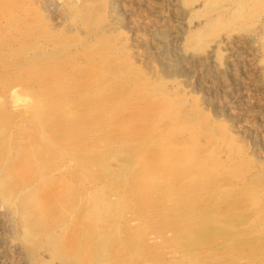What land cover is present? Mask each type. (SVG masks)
<instances>
[{"label": "rangeland", "instance_id": "1", "mask_svg": "<svg viewBox=\"0 0 264 264\" xmlns=\"http://www.w3.org/2000/svg\"><path fill=\"white\" fill-rule=\"evenodd\" d=\"M0 49V120L9 117L0 173L24 168L26 180L15 202L0 200V264H75L52 247L56 235L67 242L86 228H73L85 185L122 201L118 210L155 254L144 252L151 264H179L189 244L177 253L166 249L191 233L200 243L199 264H264V0H0ZM62 73L67 103L42 117L38 94ZM39 126L45 139L68 140L57 143L67 158L53 161L46 151V175L20 161L40 146ZM83 127L88 136L75 148L69 141ZM50 178L73 180L81 190L64 215L51 212L53 223L64 217L70 228L50 222L46 236L24 237L20 191ZM156 180L165 189L158 199L170 205L162 215L167 230L150 217L162 203L137 196L139 185ZM46 194L45 206L54 204ZM140 202L145 215L134 212ZM141 246L115 257L113 245L99 261L142 264L135 255Z\"/></svg>", "mask_w": 264, "mask_h": 264}, {"label": "bare ground", "instance_id": "2", "mask_svg": "<svg viewBox=\"0 0 264 264\" xmlns=\"http://www.w3.org/2000/svg\"><path fill=\"white\" fill-rule=\"evenodd\" d=\"M243 7H244V5H243ZM243 13H245V12H243ZM241 18H242V16H241ZM233 19H234V17H233ZM7 41L10 42V40H7ZM5 48H7V47H5ZM5 48H4V50H5ZM0 56H2V55H0ZM4 56H7V53ZM7 58H9V57H7ZM3 59L4 58H2V60ZM2 60H0V61L3 62ZM57 61H59V60H57ZM64 64H65V62H64ZM64 64L61 63L60 65H64ZM67 74L69 77L71 75V72H68ZM62 79H64V80H62ZM44 87H45V93L38 94V100L37 101L35 100L37 102L36 106H37L39 112L42 113L41 114L42 117L45 115H47V116L49 115V116L54 117L61 110L63 103H67V102H65L66 101V99H65V73L64 74L62 73L60 75V81L58 83H54L52 85H47V86L45 85ZM72 113L70 110L68 115L69 116L75 115L77 112L76 113L74 112L73 114ZM9 115H11V114H9ZM34 116L36 117L35 114H34ZM34 116H32V117L34 118ZM64 117H65V115H64ZM8 118L9 117L5 114V115H3V119L0 120V141L2 139V135L4 134L5 130L7 129ZM34 122H36V121H34ZM22 126H23V124H22ZM37 126H38V124H37ZM39 128H40V126L37 127V129L35 127L36 131H34V132L36 133V137L34 136V139L37 142H40V146L38 145V147L33 148L34 150L32 152H28V154L26 155V158H22L20 161H21V164H23V165L29 164V167H31L33 169L34 175H36V174L46 175V172H48L50 170V163L47 164V162L45 160V154L47 153L46 151L53 152V156H54L52 159L53 161H59L61 159V157H64L65 155H62L63 153L61 151H58L59 148H58L57 143L59 144V146H61L60 144H62L65 147V143H67L68 140L65 141V137H64L65 134L62 135V138L60 137L57 139H53V136H51V134H50V135H48V138L45 139L44 135H42L40 132L41 129H39ZM24 131H22V132H24ZM26 131H29V130H26ZM85 134H86V131H85L84 127L82 129H78L75 132L73 138H71L69 142L73 144V147L75 145V148H77L78 143L81 144L85 141ZM86 136H88V132H87ZM23 137H21V138H23ZM20 140H23V139H20ZM20 140H18V142H20ZM6 142H7V140H6ZM37 144H39V143H37ZM27 146L28 147H26V146H22V147H24V149L25 148L29 149L30 145H27ZM43 146H45V148H42ZM6 147H7V145H6ZM20 148L21 147H19V148L16 147V149H19V151H20ZM82 148H83V146L81 147V150H82ZM21 149H23V148H21ZM26 151H27V149H26ZM5 153H6V149L0 150V168H2V170L7 165L6 161L4 160L5 155H6ZM25 153H27V152H25ZM19 159H20V157H19ZM30 159L32 160V162H30ZM10 160L8 162H10ZM62 160H63V158H62ZM49 161L51 162V160H49ZM62 164L63 163H61V165ZM12 169H14V170H12V172H10L11 169L7 168V170L5 169L6 173L4 172L3 175L0 173V196L1 195L3 196L2 199L4 200V202L2 201V199H0V200H1V203H4V205H8V203L11 204L12 202H15L12 199L15 195L16 188L20 184H22V182L24 183L26 181L24 177L22 178V172H23L22 170L24 168L23 169L21 168L22 170H20V169H15L12 167ZM26 170H27L26 172H28L30 170V168L29 169L26 168ZM30 172H32V171H30ZM14 176H18L17 181H19V182H17V183L12 182L11 177H14ZM43 179H45V178H43ZM48 179H49V177H48ZM51 179L52 178H50V180H44V181L41 180L42 184H40V186L38 188H35L32 190L27 189V191H24V192L20 191V193H22V195L20 196L19 202L21 203V206L23 207V211L25 214V217H24V219H25L24 223L25 224H23V225H25L26 231L24 229V231H25V232H23V234L25 233L24 237L27 236V237L32 238V239L33 238L38 239V237L40 238V237L46 236L49 233L48 230L50 229V222H52V218H51L52 213L51 212L53 210H56V208H58V209H60L59 212H61L62 215H64L66 213L65 212V205H68L69 203H74L75 200L79 198V193L81 192V190L79 192V188H77L76 182H74L73 180H67L66 181L65 179L61 178V180H59V183L55 184L56 181L51 180ZM162 186H163L162 181L159 182L157 180L154 182H151L148 185V187H146L144 189L139 185V187H138L139 193L137 196H138L139 200H141L144 197H145V199L148 198L149 203H151L152 201L153 202L158 201L159 203H162L161 212H158L156 214L151 213V215H150L149 211H148L147 215L148 214L150 215L152 221H155L156 224H158V226L161 228V230L162 229L167 230L168 228H167L166 219H165L166 216H162V215L164 214L165 209L169 208L170 205H167L161 199H158V197H161L162 199L165 197V189H163ZM84 189H85V193H84L85 195H84V198L81 199L82 203H83V204H81L82 205L81 210L83 213L79 214V215L82 214V216H80V218H81L80 222L75 224L73 228H75L74 229L75 231H77L83 225H85L86 228H82L84 230L80 229L81 231L76 232V233H78V237L75 236L76 237L75 239L73 237H71L73 235V234H71L70 237L73 238L74 240L69 241V239H68L66 242L65 241L66 238H64L65 237L64 236L65 234H64V235H60V236L56 235V239H54V241H53L54 243L52 241H48V242L53 243L56 246V247H52L55 249V254L61 255L62 252L65 253V251H66L67 255L64 256L65 255L64 254L63 255L64 257L59 256V258L63 257L65 259H68V258L73 259L76 261L75 264H101V262L99 261L100 257L109 256L111 254V250H112L111 247L113 248V245L115 246V248L117 247L116 248L117 250H114V252H113L115 257H117L115 254L118 255L120 253V251H121V253H122V251L125 252L126 250L129 252H132V251H134L135 245H136V247L143 245V246H141L142 249H140L142 254H141L140 250L138 249L139 252L136 253L135 255L138 254L137 257H138L139 261H141L142 264L143 263H149L150 257H148L147 255H144V252L146 251L149 256L151 255V257L154 256L155 254L152 253V251H153L152 248L146 246V244L140 240L141 238L139 239V237H137V234L134 232V230L131 228L130 224L128 223L129 221L127 222V220L130 219L129 218L130 215L129 214H123L118 210L122 206H124V204L121 203L122 201L108 200L104 196V194L101 193L100 191H99L100 193H97V192L92 193V191L88 192L89 188H87L86 185L84 186ZM46 192H47V194L49 193L51 196H53V200H55L54 204H51L52 203L51 202V203H49L48 206H45L47 204L45 202L46 198L43 199L42 196H43V194H46ZM155 194H157L156 198L154 197L152 199V197ZM158 195H160V196H158ZM150 197H151V199H149ZM15 199H16V197H15ZM16 200H18V199H16ZM47 200H48V198H47ZM49 200H50V198H49ZM10 201H12V202L10 203ZM5 203H7V204H5ZM16 204H15V206H16ZM19 206H20V204H19ZM43 206H44V208H43ZM133 207L135 208V211H134L135 213H139V214H143V215L146 214L144 212H145V209H147V208H145V206L143 205V202H140L139 204H133ZM19 209H21V208H19ZM15 211H16V209H15ZM132 211H133V209H132ZM128 213H129V211H128ZM57 216H59V215H57ZM57 216H55V217L57 218ZM123 216L125 218L124 223L121 222V219L123 218ZM18 217L19 216H17V218ZM76 217L79 218V216H76ZM22 218H23V214H22ZM58 218L56 219L55 223L57 225L61 224V225L65 226V220L63 219L64 217H62L60 219H58ZM146 219H147V216H146ZM16 221H18V219ZM152 221L151 222L149 221V222L152 223ZM19 223L20 222H18V224ZM55 223H53V224H55ZM65 227H67V224ZM68 227H67V229H68ZM73 232L74 231H72V233ZM88 233L93 234V239H90L89 241L87 238ZM191 234H190V238L187 239V237H188L187 236L182 242H180L178 244H176V242H175L176 239H175L173 241V245L170 247V250L166 249V251H169L170 253H177L174 251H177L178 249L184 250V248L188 247L187 243L189 244V248L186 249L183 256L180 257L181 261L178 260L179 264H199V258L196 256V251H197L196 246L198 245L199 240H198L197 236H193V234L191 236ZM156 235H157V233H156ZM199 236L200 235L198 233V237ZM119 238H120V240H119ZM25 240H27V239H25ZM27 242L29 243V240ZM180 245H182L184 247H181ZM48 246H49V244H48ZM43 247L41 245V248H43ZM39 249H40V247H39ZM136 251H137V249H136ZM155 257L158 258L159 256L156 255ZM133 258H135V257H133ZM172 258H173V256H172ZM112 259H113V257H112ZM233 259H235V258H233ZM130 260H131V258H130ZM236 260L237 259H235V261L233 260L230 264H236ZM228 261H230V260H228ZM237 261H239V260H237ZM222 262H223V264H229L224 259H222ZM238 263H240V262H238ZM149 264H151V263H149Z\"/></svg>", "mask_w": 264, "mask_h": 264}]
</instances>
